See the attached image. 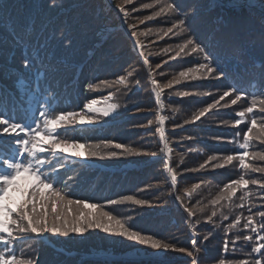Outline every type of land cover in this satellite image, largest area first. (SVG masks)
<instances>
[{
	"label": "trees",
	"instance_id": "trees-1",
	"mask_svg": "<svg viewBox=\"0 0 264 264\" xmlns=\"http://www.w3.org/2000/svg\"><path fill=\"white\" fill-rule=\"evenodd\" d=\"M230 1L161 0L157 5L155 0H132L124 5L129 12L125 20L123 13L117 10L122 0H56V7L50 6L49 0H0V110L7 111L9 117L14 115L16 122H22L25 112L30 118L38 115L34 110L40 103H48L57 111H79L91 98L112 92L114 98L111 101L119 105L113 115L101 117L94 124L76 120L74 126L61 134L81 143L113 140L129 145L141 154L92 157L87 161L70 157L67 168L60 172L64 179L75 177L69 182L70 198L96 203L103 210L130 218L128 223L134 230L172 243L177 249L192 250L195 232L198 249V252L194 251V257L178 250H164V261L150 257L127 258L125 256L131 251H142L151 256L156 249L101 229H89L83 234L70 233L67 237L44 234L48 242L42 236L18 243V256L32 258L34 264H193L194 258L196 264H218L222 258L233 264L242 260H249L251 264L262 258L252 253L253 243L243 239L234 246L229 243L227 254L223 250L225 239L232 241L238 235L250 234L255 239V234L243 229V218L264 212V190L258 185L247 186L249 199L243 202V207H238L241 204L239 197L243 194L238 190L233 198L232 212L229 213L227 208L220 209L229 219H222L219 211L212 222L206 219L213 210L211 201L223 185L243 174L238 161L224 168H212L211 165L221 163L222 156L238 150L236 142H229L233 138L243 142L246 124L233 126V122L239 118L236 113L249 106L251 96L242 98L236 105L210 110L204 117L192 121L199 109L219 99L234 84L251 93L256 90L251 87L255 83L260 89L257 96L264 92V0ZM169 2L178 3L183 11L195 10L186 22L191 32L164 36L182 14L162 13L144 20ZM144 4L154 6L145 9L141 7ZM120 15L124 26H121ZM140 19L148 25L140 24ZM132 24L137 25L136 37L131 36L133 29L128 27ZM193 33L198 41L208 46L215 58L213 64H218L226 76L217 78L205 75L201 70L194 74L196 79H182L170 89L163 88L169 80L176 79L180 71L204 62L199 54L185 56L182 53L171 59L179 51L178 45ZM136 39L144 45L142 50L134 43ZM67 40L71 41L70 46H66ZM37 53L43 60L46 76L41 82L40 94L33 98L31 86L38 62L34 61L28 68L23 62L26 55L32 60ZM145 58L148 65L143 63ZM129 72L133 75L128 78L127 87L116 83L118 77L127 76ZM21 77L28 82L26 92L17 88ZM153 79L163 89L160 114ZM101 81H108V86ZM90 84L93 85L91 89ZM181 92L188 95H178ZM226 102H229L228 97L221 104ZM159 116L165 117L163 127L171 149L168 158L162 152ZM261 117L264 114L258 113V123ZM245 119L250 121L251 116ZM237 132L240 133L238 137ZM13 143V139L5 135L0 139V148L8 152ZM248 151L264 152V142H254ZM152 153L156 157L152 158ZM209 156H217V160L200 169L199 165ZM248 162L255 167H264V161L258 159L248 158ZM167 167L177 173L175 188L171 186ZM245 178L264 179V174L248 173ZM193 184H200V187L189 198L184 189ZM21 185L29 187L26 181H21ZM124 195H135L150 201L151 205L140 207L127 202L106 205L108 200ZM176 196L181 197L183 205ZM185 207L202 208L203 212L198 211L196 217L189 219ZM44 208L47 209L46 204ZM57 208L61 212L66 210L62 205ZM37 210H41L40 204H37ZM74 211V208L69 210L70 217ZM237 215L243 217L240 225L225 233V226ZM254 218L259 228L264 220L255 215ZM209 233V239L203 241ZM99 253L115 257H96Z\"/></svg>",
	"mask_w": 264,
	"mask_h": 264
},
{
	"label": "snow or ice",
	"instance_id": "snow-or-ice-1",
	"mask_svg": "<svg viewBox=\"0 0 264 264\" xmlns=\"http://www.w3.org/2000/svg\"><path fill=\"white\" fill-rule=\"evenodd\" d=\"M131 2L132 0H122L117 5L125 20L129 16V12L125 10L124 5ZM155 2L159 5L161 0H155ZM49 3L52 7L57 6L56 0H49ZM153 6V4H144L141 7L147 9ZM133 11H136V9H133ZM194 12V9L183 11L178 3L169 2L161 6L159 11L153 13V16L144 17V20H151L154 16H160L162 13L182 14V18L173 22L171 27L164 32V36H168L170 33L180 36L191 32V28L186 26V22L188 17ZM140 22L143 23V20ZM128 27L133 29L131 36L136 37V25L132 24L128 25ZM61 36H63V33H61ZM134 43L141 50L144 48L139 39H136ZM70 44L71 41L67 40L66 46H70ZM178 48L179 51L171 59L180 57L182 53L185 56L199 54L202 55L204 62L180 71L178 77L174 80H169L163 88L170 89L174 84H179L182 79H196L197 77L194 74L201 72V70L204 71L205 75H215L217 78L226 76V73L220 69L218 64H213L215 58L208 51V46L198 41L194 33L188 35L178 45ZM140 55L143 56V51L140 52ZM34 61L38 62V67L31 86L33 98L40 94L41 82L46 76V72L43 70V60L38 53L32 60L28 59L26 55L23 62L24 67L32 66ZM143 63L148 65V60L145 58ZM148 70L151 73L150 66ZM132 75L133 73L129 72L127 76H120L117 78L116 83L127 87L128 78ZM151 82L154 85L153 91L156 100L159 102L163 89L155 79ZM101 83L108 86L109 82L101 81ZM88 87L91 89L93 85L90 84ZM251 87L256 90L250 93L247 89H242L234 84L227 91H224L219 96V99H214L212 103H208L192 116V121H197L209 113L210 110L236 105L242 98L251 96L249 106L236 113L239 118L233 122V126H239L242 123L246 124L247 130L243 133V142L239 143L233 138L229 142H236L238 150L233 154L222 156L220 158L222 160L221 163H212L211 165L212 168H224L232 164L233 161H238L243 174L237 179L224 184L219 193L212 199L213 210L206 217L208 222L213 221V217L217 216L218 211L222 219H229V216L225 215L220 209L227 208L229 213L232 212L234 207L233 198L237 196L238 190L243 191V194L239 197L241 204L238 207H243V202L249 199V193L246 191L249 184L258 185L260 189L264 190V179L249 180L245 178L248 173L264 174V167H255L248 162V158L264 161V152L248 151L250 146L254 145V142H264V117H261L259 123L256 118L258 113L264 114V92H261L258 97L257 92L260 89L256 88L255 83ZM17 88L21 92L28 91V82L21 77L17 81ZM178 95L184 96L188 95V93L181 92ZM225 97L229 98V102L221 104ZM113 98L114 94L109 92L102 99H90L84 104L83 109L79 111H57L48 103H40L39 107L34 110L38 112V115L30 118L28 113L25 112L22 122H16L14 115L9 117L7 111L0 110V139L7 135L14 141L10 151L6 152L0 148V264H34L32 258L25 259L22 254L20 256L16 254L18 243L42 237L47 233L67 237L70 233L83 234L89 229H101L105 233L124 237L156 250H178L186 253L189 257H194V251L198 252L195 232H193L192 250L186 248L177 249L172 243L134 230L128 223L130 218H122L110 211L103 210L96 203L70 198L69 182L74 180L75 177L64 179L60 175L61 170L67 168V162L70 157L87 160L92 157L112 158L128 154H141L140 151L129 145L116 143L113 140L106 139L95 143L90 141L81 143L75 138H69L67 135L61 134L62 131L66 133L69 126L75 125L77 117H80V123L94 124L101 117L113 115L119 107L117 103H107L103 108L98 107L102 102L111 101ZM92 114L96 115L93 116ZM248 116H251L250 121L245 119ZM151 123L149 121V124ZM164 123L165 117L160 116L159 124L161 127L158 129L160 140L163 142V150L166 153H171L165 137ZM185 123H189V121H185ZM236 135L238 137L240 133L237 132ZM74 149H83V151H72ZM45 153L47 155H43ZM152 155L155 156V153H152ZM216 160L217 156H209L203 164L199 165V168L204 169L209 162ZM167 172L170 176L171 186L175 188L177 185V173L172 167H167ZM21 181H26L30 190L29 187H22ZM199 187L200 184H193L191 188H185L184 192L191 198L193 191ZM45 192H47V195H45ZM175 199L180 200L183 205V200L180 196H176ZM126 202L140 207L151 205L150 201L139 199L135 195H124L116 200H108L106 205H123ZM37 204L41 205V210L39 211L37 210ZM45 204L47 209L44 208ZM60 205L66 209L64 212L58 210L57 206ZM73 208L75 211L70 217L69 210ZM92 209H97V211L93 212ZM184 211L191 219L196 217L198 211L203 212V209L185 207ZM248 211L251 213L252 208L250 207ZM254 215L264 220V212L249 214L246 218H243L242 215H237L232 223L225 226V233L237 228L243 218L245 220L243 229L255 234V239L253 240V235L251 234L243 237L238 235L232 241L225 239L223 250L227 254L229 243L234 246L241 239L245 242H252V253L259 254L262 258L255 259L251 264H264V252H262V249H264V223L260 224L258 228ZM209 236H211V233L205 235L203 241H207ZM234 251L235 247H233ZM193 264H196L195 258L193 259ZM218 264H233V262L222 258L218 261ZM238 264H250V261L242 260Z\"/></svg>",
	"mask_w": 264,
	"mask_h": 264
},
{
	"label": "rangeland",
	"instance_id": "rangeland-1",
	"mask_svg": "<svg viewBox=\"0 0 264 264\" xmlns=\"http://www.w3.org/2000/svg\"><path fill=\"white\" fill-rule=\"evenodd\" d=\"M231 3L232 2H236V0H232V1H230ZM227 3V2H226ZM255 4H257V5H259V3L258 2H255ZM117 10H118V8H117ZM256 10H258V11H260L259 9H256ZM121 16V15H120ZM138 16H141V13H139V15ZM138 18V17H137ZM140 20H143V19H140ZM120 21H121V23L122 24H125V22H124V19H123V17L121 16L120 17ZM138 24V23H137ZM140 24H143L145 27L148 25L147 23H140ZM140 24H139V26H140ZM137 26V25H136ZM108 95V93L107 94H104V95H102V96H100V97H98V98H91V99H102V97H104V96H107ZM107 103H113L112 101H104V102H102L100 105H98V107H100V108H103V107H105L106 105H107ZM160 117V116H159ZM159 117H157L158 119H159ZM77 122L78 123H80V117H78L77 118ZM72 151H83V149H74V150H72ZM152 158H154V157H156V155L155 156H151ZM127 165V164H126ZM163 252H164V250H156V251H154V252H152L151 253V256H153V257H164V255H163ZM128 254H132V255H145V253L144 252H133V251H131V252H128Z\"/></svg>",
	"mask_w": 264,
	"mask_h": 264
}]
</instances>
